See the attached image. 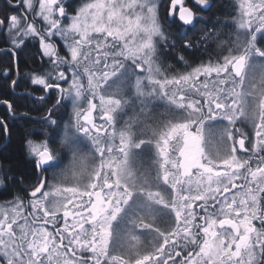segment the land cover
Returning a JSON list of instances; mask_svg holds the SVG:
<instances>
[{"label":"snow or ice","instance_id":"1","mask_svg":"<svg viewBox=\"0 0 264 264\" xmlns=\"http://www.w3.org/2000/svg\"><path fill=\"white\" fill-rule=\"evenodd\" d=\"M38 3L6 0L24 11L0 18L10 45L0 55L15 60L38 42L40 67L50 65L31 75L44 95H19L45 107L55 97L43 127L24 137L31 171L0 168V195L23 193L0 203V264H264V0H238L226 55L175 74L163 49L193 48L187 28L202 19L186 0ZM177 6L185 31L170 40L160 12L177 23ZM2 75L13 90L24 78ZM2 103L0 134L10 137L9 120L31 117ZM157 103L167 119L153 127ZM152 149V163L136 167ZM69 152L79 186L64 188L67 169H57ZM137 230L151 234L149 246L138 247Z\"/></svg>","mask_w":264,"mask_h":264},{"label":"trees","instance_id":"2","mask_svg":"<svg viewBox=\"0 0 264 264\" xmlns=\"http://www.w3.org/2000/svg\"><path fill=\"white\" fill-rule=\"evenodd\" d=\"M85 0H75L76 5H80ZM233 0H222L214 4V7L211 12L207 13V20L202 25L201 23L196 22L195 28H187V38L190 39L195 45L191 49H184L183 40H178L177 33L185 31V28L179 26V22L172 23V21L166 20L168 23V30L172 33L171 39L178 40V47L175 50L170 48H164L165 53H171L164 61V67L171 65L170 72L176 73L181 72L184 69L193 66L197 63L205 62L210 59H216L220 56V47L221 42L229 39L228 33H232L230 29V17L234 13V7L231 4ZM12 3L15 4L16 0H12ZM22 9V8H21ZM19 9L6 6V0L0 1V18L4 14H12L18 12ZM166 11L164 9V16ZM223 21L226 25H223ZM222 23V25H221ZM223 27V28H222ZM218 32V38L201 42L203 39L204 32L206 31ZM233 34V33H232ZM6 35L0 33V52L3 49L9 48L10 45L5 43ZM38 42H35V47H31L26 50L23 57L17 55L15 60H13L9 55H0V118H4L9 115L7 106L2 103L3 100H8L10 103H13V109L16 113H25L27 112L31 117L30 120L25 119H16L15 121L9 120L10 124L14 126L11 127L10 137L0 134V168L12 166L17 172L31 171V165L26 162V150L24 148V137L28 132L35 133L43 127L39 121L46 115L47 107H51L52 103H55V97L51 99L47 107L42 106L39 103H34L31 99L22 98L19 94L24 92H32L33 96L38 97L44 95L41 91L42 86L32 85L31 84V75L41 74L50 70V65L44 64L41 68V60L38 53ZM224 49V48H223ZM223 51V50H222ZM224 52V51H223ZM222 52V53H223ZM64 54L63 52L61 53ZM183 55L187 64L183 61H179V56ZM7 71L12 78H16L17 72L20 76L24 78L20 80L19 87L15 90L11 87V81H7V87L4 83V77L2 73ZM28 74V75H25ZM15 102V103H14ZM63 113V119L68 118L70 110L68 106L66 109L61 108L59 110ZM30 138L32 139H42V137H37L35 134ZM64 155V159L67 156ZM65 161V160H64ZM13 173H9L12 175ZM25 183H30L26 181ZM30 191V190H29ZM15 195H23L21 188L16 186L12 190L11 196L0 195V201H7L13 198Z\"/></svg>","mask_w":264,"mask_h":264},{"label":"rangeland","instance_id":"3","mask_svg":"<svg viewBox=\"0 0 264 264\" xmlns=\"http://www.w3.org/2000/svg\"><path fill=\"white\" fill-rule=\"evenodd\" d=\"M220 1H222V0H210V2L212 4V7L210 9H208L207 11L201 10L200 6H198L199 9H200V10L198 9V11H197L198 12V16L199 17L203 16L202 18L205 19L204 21H202V25L206 22L207 17H208V16H204V14H207V13L211 12L213 7H214V4L218 3ZM84 2H92V0H85ZM231 4L234 7V13L231 15L229 23H230V29H232V33H233L232 34V39L234 40L235 39V31H236V25L234 23V18L238 17V0H233ZM34 5H35L36 9L38 10L39 9L38 0H34ZM23 11H24L23 9H19L18 12H23ZM165 14H167V13H165ZM160 15H161V24L164 25L165 27L166 26L169 27L168 23H166V20L164 19V9H161ZM169 21H171V19H169ZM28 22H33L32 19H31V14H29V21ZM35 23H36L37 27H44V22L42 21V19L40 17H36ZM197 23H201V22L198 20ZM224 24H225V22L223 21V25H222V23H221V25L224 26ZM227 26L228 25H226V27ZM227 40L228 39H226L225 41H227ZM220 47L222 49H220V51H219L221 53L219 57L222 58L223 55L227 54V51L225 49H223L224 47H223L222 43H221ZM208 61L209 60L205 61L204 63H207ZM201 63H197V64H195L193 66H190V67L184 69L181 72L191 71V68L196 67V66L200 65ZM62 86L67 87V85H62ZM65 103H67L68 110H70V112H69L68 118L63 119L62 123H67L69 121V118L71 117V114H72V105H71V103L67 102V101ZM152 111H153V114L155 116V121H149V124H151L153 127L156 126V122H161V121H164V120L167 119V109L162 103H157L153 107ZM127 112H128L129 116L132 115V109H128ZM124 119H127V116H125ZM148 138H149V136H147V135H139L138 136V139H148ZM247 146L248 145H247V142H246V147ZM83 151L87 152L88 148L86 146L83 147ZM65 158L66 159H64L65 161L63 160V164L61 165V167L59 169H57L58 172L61 169H67V177L64 180V182L61 184V187H64V188L78 187L79 184L77 183V180L73 178L72 170H71L72 154L70 152L67 153V156ZM154 158H155V149H152L151 151H145L143 153H140L139 156H138V159L136 160L135 166L138 167V168H141V169L147 168L152 163V160ZM47 176H48L49 182H53L52 181V172L51 171H49V173H47ZM3 202L4 201H0V203H3ZM25 202H27V201H25ZM29 219H30V217H29ZM164 219L166 220L167 218L165 217ZM49 230H51V226H49ZM135 235L139 236V239H140V245H138V247H140V246L146 247V246L150 245V243L152 241L151 234L143 233L142 230H137Z\"/></svg>","mask_w":264,"mask_h":264},{"label":"flooded vegetation","instance_id":"4","mask_svg":"<svg viewBox=\"0 0 264 264\" xmlns=\"http://www.w3.org/2000/svg\"><path fill=\"white\" fill-rule=\"evenodd\" d=\"M186 6H188V7H192L193 8V11L194 12H197L198 11V9H199V7L198 6H196L195 4H194V0H186ZM178 7H177V9H176V11H175V16H176V19H177V21H178ZM200 10V9H199ZM198 13V12H197ZM204 16H206V14H204ZM203 17V16H202ZM205 19L204 18H202V19H199V21L200 22H202V21H204Z\"/></svg>","mask_w":264,"mask_h":264}]
</instances>
